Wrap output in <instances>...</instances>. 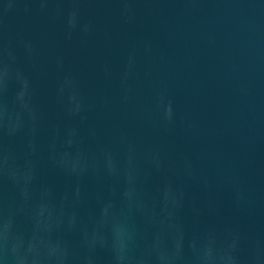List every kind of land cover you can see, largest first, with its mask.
Masks as SVG:
<instances>
[{
    "label": "water",
    "instance_id": "water-1",
    "mask_svg": "<svg viewBox=\"0 0 264 264\" xmlns=\"http://www.w3.org/2000/svg\"><path fill=\"white\" fill-rule=\"evenodd\" d=\"M0 264H264V0H0Z\"/></svg>",
    "mask_w": 264,
    "mask_h": 264
}]
</instances>
